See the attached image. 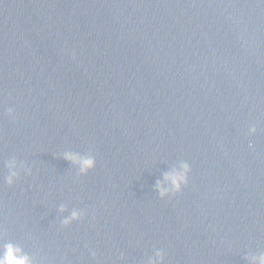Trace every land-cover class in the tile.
<instances>
[{
    "label": "water",
    "instance_id": "95a60500",
    "mask_svg": "<svg viewBox=\"0 0 264 264\" xmlns=\"http://www.w3.org/2000/svg\"><path fill=\"white\" fill-rule=\"evenodd\" d=\"M65 152L95 167L82 174ZM182 160L187 183L161 198L157 180ZM9 239L33 264L264 252V0H0Z\"/></svg>",
    "mask_w": 264,
    "mask_h": 264
},
{
    "label": "clouds",
    "instance_id": "9594fccd",
    "mask_svg": "<svg viewBox=\"0 0 264 264\" xmlns=\"http://www.w3.org/2000/svg\"><path fill=\"white\" fill-rule=\"evenodd\" d=\"M7 114L13 115V109L8 108ZM256 131L255 126L249 128V133ZM65 159L75 163L79 167V172L84 174L90 169L95 167L96 160L91 154H79L76 152H65ZM5 167L8 169V174L3 177V182L12 185L19 176L21 165L17 164L15 158L9 159L5 162ZM190 165L187 161H180L178 164L173 165L169 171L163 173L162 179L157 180L155 188L161 198L177 193L181 190L182 186L188 181V173ZM63 211V206H61ZM80 213L73 210L69 216L65 217L62 221L63 224H68L73 220H77ZM249 264H264V252L251 255ZM0 264H33L32 257L21 247L18 243L9 239L6 241L0 240ZM148 264H163L162 253L157 250L154 257H150Z\"/></svg>",
    "mask_w": 264,
    "mask_h": 264
}]
</instances>
